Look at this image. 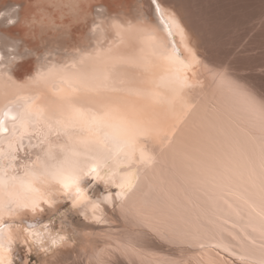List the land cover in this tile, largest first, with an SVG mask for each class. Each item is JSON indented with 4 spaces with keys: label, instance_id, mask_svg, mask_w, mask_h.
Masks as SVG:
<instances>
[{
    "label": "snow or ice",
    "instance_id": "obj_1",
    "mask_svg": "<svg viewBox=\"0 0 264 264\" xmlns=\"http://www.w3.org/2000/svg\"><path fill=\"white\" fill-rule=\"evenodd\" d=\"M26 7L15 3L0 9V65L7 66L31 54L27 47L21 52L23 39L8 31L23 24L32 33L42 23L34 14L22 19ZM71 7L79 10L81 5ZM175 7L171 4L166 9L165 0H149V7L138 0L133 6L141 25L151 20L166 33V47L148 34L142 38L144 48L138 59L109 57L85 71L88 62L82 57L62 69L48 68L31 83L49 88V94L21 92L0 108V142L7 140L9 160L7 166L0 164V168L16 169L0 174V264H31L34 250L48 253L67 240L49 228L51 218L46 223L37 220L23 228L26 254L17 257L13 255L14 238L5 237V228L11 227L3 223L5 215L13 211L43 213L46 209L42 205L53 208L57 204L53 197L59 196L82 214L90 206L92 219L99 222L102 203L113 208L121 206L141 189V168L145 172L154 168L158 155L165 156L185 130L194 137L206 122L214 119V103L200 104L189 98L194 87H203L197 71L201 60L187 42ZM93 11L100 15L107 9L97 5ZM97 27L94 23L93 28ZM139 30L145 31L142 27ZM177 35L187 56L176 43ZM96 55L99 57V52ZM69 68L73 71L69 72ZM212 76L217 90L227 93L233 112L247 126L242 127L246 138L240 150L243 163L234 170L239 188H227L215 204L218 214L233 222L232 227L227 234L220 231L216 242H201L199 247L223 248L241 264H264V87L257 90L243 63L218 68ZM52 77L56 82L49 84ZM10 83L14 84L9 77L4 93ZM234 122L241 126L240 120ZM32 148L37 149L34 161L12 163L23 159L18 155L21 150ZM186 179L203 180L210 188L217 184V178L207 174ZM94 184L104 185L106 194L102 199L94 200L87 192ZM60 212L58 208L57 214ZM197 228L211 230L209 223ZM173 232L175 243L181 247L191 234L176 226Z\"/></svg>",
    "mask_w": 264,
    "mask_h": 264
},
{
    "label": "bare ground",
    "instance_id": "obj_2",
    "mask_svg": "<svg viewBox=\"0 0 264 264\" xmlns=\"http://www.w3.org/2000/svg\"><path fill=\"white\" fill-rule=\"evenodd\" d=\"M137 2L0 0V9L23 3L28 7L21 13L22 19L34 14L42 21L32 33L26 31L23 24L8 30L23 39L20 51L27 47L31 54L7 66L0 65V108L21 92L49 94V88L31 83L38 73L48 68L62 69L82 57L88 62L83 68L85 71H90L98 60L109 57L138 59L144 48L142 38L148 34L166 47L169 38L162 29L151 20L145 25L137 21L133 9ZM140 2L149 7V0ZM76 3L81 5L79 10L71 7ZM171 4L176 5L174 10L187 33V42L201 60L197 71L203 87H194L189 98L200 104L214 103V119L206 122L194 137L185 130L165 156L158 155L154 168L147 172L141 168V189L126 203L121 202V206L113 208L102 203L98 210L99 222L92 219L90 206L85 211L88 216L85 219L81 210L71 209L70 202L59 196L53 197L57 200L53 208L42 205L46 209L43 213L13 211L5 215L3 223L11 225L5 228V237L14 238L13 255L26 254L23 228L34 225L37 220L46 223L51 218L53 223L49 228L67 240L48 253L34 250L31 264H241L223 248L199 247L201 242H216L220 231L227 234V229L232 227L233 222L219 215L215 204L227 188H239L234 170L243 163L240 150L246 138L242 127L247 126L246 121L233 112L227 93L217 90L212 73L229 64L243 63L257 90L264 87V0H165L166 9ZM97 5L106 6L107 12L97 15L93 11ZM94 23L99 27L94 29ZM129 24L134 27L130 29ZM117 25L123 27L117 28ZM141 27L145 31H140ZM249 34H252L251 40L242 45L241 41ZM176 43L187 56L178 35ZM255 49L260 52L252 53ZM9 77L14 84L10 83L4 93L3 86ZM55 82V77L49 80V84ZM235 120H240L241 126H237ZM0 148L3 149L0 164L7 166L6 139L0 142ZM36 152L35 148L21 150L18 155L23 159L12 163L34 161ZM15 170L14 167L0 168V174ZM205 174L217 178L214 188L203 180L186 179ZM87 192L94 200L106 194L103 184L91 185ZM253 199L259 204L257 197ZM58 208L60 214H57ZM204 223L210 224V231L197 228ZM174 226L190 230L189 238L181 242L182 247L175 243ZM233 250L240 251L239 248Z\"/></svg>",
    "mask_w": 264,
    "mask_h": 264
},
{
    "label": "rangeland",
    "instance_id": "obj_3",
    "mask_svg": "<svg viewBox=\"0 0 264 264\" xmlns=\"http://www.w3.org/2000/svg\"><path fill=\"white\" fill-rule=\"evenodd\" d=\"M251 37H252V34H249L248 36H246V37L241 41V44H242V45L248 44L249 41L251 40ZM253 49H254V48H253ZM239 51H240V50H239ZM255 51L260 52V50L258 51V49H255L252 53H254ZM257 52H255V53H257ZM247 72H248V70H247Z\"/></svg>",
    "mask_w": 264,
    "mask_h": 264
}]
</instances>
